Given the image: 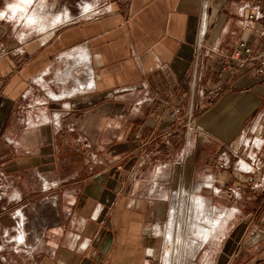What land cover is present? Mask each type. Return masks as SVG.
<instances>
[{"label": "crops", "instance_id": "0c3cea01", "mask_svg": "<svg viewBox=\"0 0 264 264\" xmlns=\"http://www.w3.org/2000/svg\"><path fill=\"white\" fill-rule=\"evenodd\" d=\"M253 1L128 0L5 45L17 50L0 58V174L30 179L10 208L26 210L25 264H161L171 189L159 178L171 169H153L173 161L183 167L173 205L186 188L212 229L199 247L210 240L207 264H264V168L238 174L232 153L264 159V78L230 58L241 41L264 56V19L242 9ZM204 15L210 30L197 59ZM216 48L230 69L218 65ZM224 161L230 169H220ZM199 162L208 182L200 192L231 199L228 215L191 194L187 167L194 173Z\"/></svg>", "mask_w": 264, "mask_h": 264}, {"label": "rangeland", "instance_id": "374dc122", "mask_svg": "<svg viewBox=\"0 0 264 264\" xmlns=\"http://www.w3.org/2000/svg\"><path fill=\"white\" fill-rule=\"evenodd\" d=\"M21 4L22 0H0V26L4 28V30L0 29V31H4L0 38V47L3 45L6 48L8 52L7 55H11L16 52L15 50L17 49L10 51L5 45H26L30 41L40 39L44 35L42 31L52 28L57 24L56 20L60 17L62 18L60 23L64 22V25L61 27H71L104 17L111 13L116 5H127L128 0H44V2L42 0H36L35 4L29 8L27 14H24V11L21 9ZM2 13H4L5 16H2ZM32 15L36 16L40 21L36 25L30 26L27 24L26 18ZM61 27L58 29H61ZM50 79L51 77L48 81H50ZM73 99L74 98H68L66 102H71ZM175 162L176 161L172 163H162L163 166L160 169H153V171L157 172H165L166 170L168 172L171 169L169 179L165 181L164 177L161 179L159 178V181L167 183L171 189L168 196L169 209H167L166 216L163 219L165 240L170 230V224L175 216V213H173L174 196L172 193L181 182V173L183 169L181 164ZM170 164L172 167L168 168L167 166ZM200 164L202 163H197V168L194 173L187 167L190 171L187 177H185V181L191 194L204 196L211 206L216 207L218 211L225 212L228 215L229 212L224 209V206H226V203L230 202L229 200L231 199L227 198L222 193L209 195L200 192L202 187L208 184L204 179V167ZM28 181H30V179L27 177L17 182L16 179H12L10 175L4 177L0 174V213L5 212L4 216H2L3 219H0V264H25L27 262L29 251L27 247L29 243L26 240V232L28 230L26 210L16 211L10 208L11 204L17 202L18 197V199L22 200L20 193L16 195V192L19 191L24 195L27 191ZM152 186V180H142V192L144 194L149 195V193L147 194L146 192H148ZM190 203L188 197L185 204L184 223L180 233L181 236L185 238L184 248L191 242L193 237L195 238V234L191 230L193 209L192 206H189ZM17 218L20 220L21 224L23 223L20 229L15 223ZM212 218L211 220L213 223L217 222L214 215ZM175 220H177L176 217ZM20 234H24L25 236V241L23 243L18 241ZM209 241L206 242L201 249L197 250V253L193 254V252L189 251L190 254L187 253V255H184L181 264H207L209 258ZM30 242V244H32V239ZM171 249L172 246L168 247L167 242H165V251L161 264H164L165 255L167 251Z\"/></svg>", "mask_w": 264, "mask_h": 264}, {"label": "built area", "instance_id": "2783aa9c", "mask_svg": "<svg viewBox=\"0 0 264 264\" xmlns=\"http://www.w3.org/2000/svg\"><path fill=\"white\" fill-rule=\"evenodd\" d=\"M262 0H254L251 3H244L242 6L243 10L249 9L251 11L249 15L250 21H260L264 19V6L261 3ZM209 23L207 16L204 15L201 28H200V35H199V43L196 50L197 59H199L202 49L206 44V37L209 33ZM264 34V31L262 32ZM212 53L215 55H219L221 59H217L218 65L222 67L223 70L230 69L231 65L227 64L224 60V54H222L219 48L213 49ZM8 52L6 48L1 45L0 47V57L7 55ZM232 61L236 63V68L239 71L250 69L252 73L259 78H264V56H259L255 54L254 48L249 45L245 41H241L238 44V47L233 51L230 55ZM181 112L180 108H175L171 115L176 116L179 115ZM187 134L186 138L189 137L190 132L193 130V111L192 108L187 113ZM175 135H173L174 137ZM236 161L233 166V171L237 172L238 174H248L253 175L255 173L260 172L264 168V159L260 160L256 156H249L248 159L241 158L237 151H232ZM221 170H228L230 169V164L226 163L225 161L219 165ZM250 183L254 182V179L250 177L248 179ZM262 185L255 184V187H260ZM242 190L241 186H238L235 191L240 192ZM233 191V193L235 192ZM219 192V191H217Z\"/></svg>", "mask_w": 264, "mask_h": 264}, {"label": "bare ground", "instance_id": "6f19581e", "mask_svg": "<svg viewBox=\"0 0 264 264\" xmlns=\"http://www.w3.org/2000/svg\"><path fill=\"white\" fill-rule=\"evenodd\" d=\"M42 1L44 2V0ZM35 2L36 0H22L21 9L24 11V14H27V12L29 11V8H31L35 4ZM2 16H5V14L2 13ZM26 20H27V24L30 26L36 25L40 21V19H38L34 15L27 17ZM61 21H62V18L60 17L56 20V23H60ZM188 194L189 193L186 190V188L183 189V187H181V190L178 193V200L174 204L173 213H175V216L173 217L174 220L171 222L170 230L168 231V235L166 236L167 245L168 247L172 246V249L167 251L165 258H164V264H181L183 256L187 255V253L190 254L189 251L193 252V254L196 253L201 245L200 242L205 240L212 233V229L210 226L204 227L205 224L204 223H203L204 225L201 224L202 214H201V210H199V207H201V205L199 204L200 199L194 198L193 199L194 205H192L193 216H192L191 230L194 232L195 237L198 238V241L191 240V242L186 246V248H184L185 238L181 236L180 233L182 231V227L184 223V214H185V208H186L185 204L188 198ZM175 217L177 218V220H175ZM205 223L207 225L208 224L210 225V223L211 225L213 224L211 219L210 220L207 219ZM24 240H25L24 234H20V236L18 237V241L20 243H23Z\"/></svg>", "mask_w": 264, "mask_h": 264}]
</instances>
